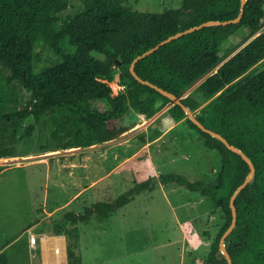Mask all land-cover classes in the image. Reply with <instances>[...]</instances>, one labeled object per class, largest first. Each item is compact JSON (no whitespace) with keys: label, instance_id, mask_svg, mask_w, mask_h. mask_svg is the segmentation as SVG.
Returning a JSON list of instances; mask_svg holds the SVG:
<instances>
[{"label":"trees","instance_id":"16d2710c","mask_svg":"<svg viewBox=\"0 0 264 264\" xmlns=\"http://www.w3.org/2000/svg\"><path fill=\"white\" fill-rule=\"evenodd\" d=\"M70 1L0 0V158L15 156L18 146L47 122L52 126V144L70 149L118 138L129 129L125 117L131 110L153 118L167 108L165 116L175 122L184 120L208 149L219 152L216 182L191 181L175 173L153 176L83 212L63 211L59 219H53V232L67 238L68 264H84L79 252L80 224L94 217L107 220L157 184L176 183L208 197L222 210L224 224L205 263L229 264L220 241L233 221L231 198L249 176L250 165L223 141L202 131L182 105L136 79L131 66L171 35L206 22L236 19L242 0H183L180 8L152 13L136 11L121 0H78L83 8L62 19L59 14ZM244 27L257 35L224 61L222 46ZM263 27L264 0H247L239 22L205 26L162 45L135 64L142 80L181 98L201 124L224 136L255 166L254 177L235 199L237 223L225 239L233 264H264ZM65 40L73 52L66 51ZM44 51L54 57L45 60ZM118 72L124 89L113 95L108 82ZM210 72L198 86V99L184 97ZM22 91L28 94L25 104ZM158 128L153 137L161 133ZM0 264H12L4 250Z\"/></svg>","mask_w":264,"mask_h":264},{"label":"rangeland","instance_id":"374dc122","mask_svg":"<svg viewBox=\"0 0 264 264\" xmlns=\"http://www.w3.org/2000/svg\"><path fill=\"white\" fill-rule=\"evenodd\" d=\"M120 2L152 13L180 8L183 0ZM82 8L80 1L71 0L59 16L65 19ZM256 35L245 27L239 29L222 46L224 61ZM64 48L69 53L74 51L68 40ZM41 53L45 60L54 57L50 51ZM210 74L184 97L198 99V86ZM108 84L113 95L124 89L119 72ZM22 95L25 104L28 94L22 91ZM166 111L162 109L144 124L131 110L125 117L129 129L118 138L70 149L52 144V126L47 122L18 146L15 156L0 158V251L8 254L12 264H47V251L56 245L52 240L61 238L62 244L67 239L53 232V219H59L63 211L83 212L150 177L167 173L215 183L221 169L219 152L208 149L202 136L184 120L175 122L165 116ZM32 121H24V126ZM158 126L161 133L153 137ZM223 224L222 210L208 197L176 183L157 184L155 190L139 194L130 204L116 209L109 219L94 217L80 224L79 252L84 264H200L206 261Z\"/></svg>","mask_w":264,"mask_h":264},{"label":"water","instance_id":"95a60500","mask_svg":"<svg viewBox=\"0 0 264 264\" xmlns=\"http://www.w3.org/2000/svg\"><path fill=\"white\" fill-rule=\"evenodd\" d=\"M246 2L247 0H242V9H241V13L239 14V16L236 18V19H233V20H228V21H213V22H206V23H203L201 25H198V26H195V27H192V28H189V29H186L184 31H181V32H178L174 35H171L169 36L167 39L163 40L162 42H160L158 45H156L155 47L147 50L146 52H144L142 55L138 56L132 66H131V72L132 74L136 77V79H138L140 82L144 83V84H147V85H150L151 87L159 90L160 92H162L163 94L167 95L168 97H170L174 103H177V104H180L182 105V107L185 109L186 111V114L189 116V118L204 132L206 133H209L211 136L213 137H216L218 139H220L221 141H223L225 143V145L232 151L234 152H237L239 154L242 155V157L249 163L250 165V168H251V172L249 174V176L246 178V180L244 181V183L242 185H240L237 190L234 192L232 198H231V208H232V214H233V221H232V224L231 226L227 229V231L223 234L222 238H221V241H220V251L226 256L227 260H228V263L229 264H233L232 263V259H231V256L230 254L228 253L227 249H226V245H225V239L227 238V236L233 231V229L235 228L236 226V223H237V209H236V206H235V199L236 197L238 196V194L247 186V184L251 181V179L254 177V174H255V166L254 164L252 163V161L250 160V158L244 154L240 149H238L236 146L230 144L226 138H224V136H222L221 134L217 133V132H214L208 128H206L203 124L200 123V121L197 119L196 115L193 113V111L191 109H189L188 107L184 106L181 102V98L167 92V91H164L163 89L159 88L157 85L153 84L152 82L150 81H145V80H142L136 73L135 71V64L143 57L157 51L162 45H165L177 38H180L182 37L183 35H186V34H189L191 32H194L196 30H200L201 28L205 27V26H209V25H226V24H230V23H237L239 22L242 17H243V14H244V8H245V5H246ZM118 63H120L118 61Z\"/></svg>","mask_w":264,"mask_h":264},{"label":"bare ground","instance_id":"6f19581e","mask_svg":"<svg viewBox=\"0 0 264 264\" xmlns=\"http://www.w3.org/2000/svg\"><path fill=\"white\" fill-rule=\"evenodd\" d=\"M63 240L61 238H57V239H53L52 242H54L56 245L53 248L52 246L50 247V249L54 250L53 256L51 254H49V251H51L50 249H48L49 251L47 252L48 256L46 255V262L47 264H66V260H65V250L60 247V242H62ZM52 243V244H54ZM59 247V248H58ZM57 249H59V251H56Z\"/></svg>","mask_w":264,"mask_h":264},{"label":"built area","instance_id":"2783aa9c","mask_svg":"<svg viewBox=\"0 0 264 264\" xmlns=\"http://www.w3.org/2000/svg\"><path fill=\"white\" fill-rule=\"evenodd\" d=\"M136 117L139 118L140 120L144 121V124L148 123L149 121H151V118H148L145 114L142 113H136ZM139 127V126H138ZM36 239L33 238V242L36 243L35 241ZM56 251H59V249H57ZM200 264H206L205 262H201Z\"/></svg>","mask_w":264,"mask_h":264},{"label":"crops","instance_id":"0c3cea01","mask_svg":"<svg viewBox=\"0 0 264 264\" xmlns=\"http://www.w3.org/2000/svg\"><path fill=\"white\" fill-rule=\"evenodd\" d=\"M87 189H89V188H87ZM74 198H76V197H74ZM69 202H71V201H68V203ZM124 207V206H123ZM191 214H193L192 212H191ZM68 246V241H67V239H65V241L62 243V244H60V247L62 248V251H63V249L65 250V260H66V264H68V261H67V247ZM49 251V250H48ZM47 251V252H48ZM49 253L53 256V253H52V251H49Z\"/></svg>","mask_w":264,"mask_h":264},{"label":"clouds","instance_id":"9594fccd","mask_svg":"<svg viewBox=\"0 0 264 264\" xmlns=\"http://www.w3.org/2000/svg\"><path fill=\"white\" fill-rule=\"evenodd\" d=\"M136 114V113H135Z\"/></svg>","mask_w":264,"mask_h":264}]
</instances>
